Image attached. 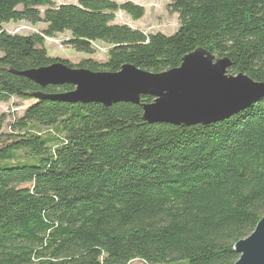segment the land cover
Returning a JSON list of instances; mask_svg holds the SVG:
<instances>
[{
	"label": "trees",
	"instance_id": "16d2710c",
	"mask_svg": "<svg viewBox=\"0 0 264 264\" xmlns=\"http://www.w3.org/2000/svg\"><path fill=\"white\" fill-rule=\"evenodd\" d=\"M173 35L117 21L145 16L134 2L0 0V104L31 102L3 133L0 118V264H236L235 245L264 218V99L224 121L149 125L141 105L68 104L34 95L16 73L61 62L161 74L198 49L230 59L228 75L264 83V0H169ZM43 24L29 36L9 23ZM90 57H52L46 40ZM96 43L109 46L103 62ZM17 132V133H15Z\"/></svg>",
	"mask_w": 264,
	"mask_h": 264
},
{
	"label": "water",
	"instance_id": "95a60500",
	"mask_svg": "<svg viewBox=\"0 0 264 264\" xmlns=\"http://www.w3.org/2000/svg\"><path fill=\"white\" fill-rule=\"evenodd\" d=\"M232 63L198 49L186 56L179 68L153 74L125 65L118 73H94L72 69L57 62L49 67L16 73L41 88L70 85L69 93L44 95L36 99L76 104L141 105L142 97H152L142 104L143 120L149 125H209L239 114L264 99V83L240 74L228 75ZM236 264H264V218L254 232L234 247Z\"/></svg>",
	"mask_w": 264,
	"mask_h": 264
},
{
	"label": "rangeland",
	"instance_id": "374dc122",
	"mask_svg": "<svg viewBox=\"0 0 264 264\" xmlns=\"http://www.w3.org/2000/svg\"><path fill=\"white\" fill-rule=\"evenodd\" d=\"M56 5L62 4H78L80 0H52ZM119 3L134 2L145 8V16L139 21H131L127 16L120 15L117 21L121 24H128L134 29H139L146 34L162 33L167 36L175 34L179 30L178 14L171 12L169 9V0H115ZM45 29L43 24L33 26L27 22L9 23L4 25V30L10 34L29 36L41 33ZM69 34L58 35L55 38L46 40L45 49L52 57L69 60L72 64H76L83 59L90 57L87 54L79 53L69 46L65 45V41L69 39ZM96 53L93 57L103 62L108 56L109 46L96 43ZM1 55V54H0ZM31 102H21L12 100L8 104H0V118L5 116V126L3 133H14L10 128L14 117H20L24 110ZM31 106V105H30ZM17 133V132H15Z\"/></svg>",
	"mask_w": 264,
	"mask_h": 264
},
{
	"label": "built area",
	"instance_id": "2783aa9c",
	"mask_svg": "<svg viewBox=\"0 0 264 264\" xmlns=\"http://www.w3.org/2000/svg\"><path fill=\"white\" fill-rule=\"evenodd\" d=\"M120 18H122L120 15H119Z\"/></svg>",
	"mask_w": 264,
	"mask_h": 264
}]
</instances>
